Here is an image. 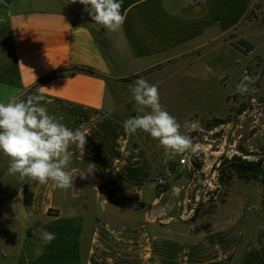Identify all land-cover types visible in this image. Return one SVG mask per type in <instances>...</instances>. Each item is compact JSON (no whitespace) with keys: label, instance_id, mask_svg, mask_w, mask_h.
<instances>
[{"label":"crops","instance_id":"obj_1","mask_svg":"<svg viewBox=\"0 0 264 264\" xmlns=\"http://www.w3.org/2000/svg\"><path fill=\"white\" fill-rule=\"evenodd\" d=\"M121 13L122 28L109 32L78 0H0V102L43 86L48 113L87 135L84 153L70 146L67 190L21 182L0 152V264H264L263 224L227 217L197 231L200 218L178 212L177 155L145 132L126 134L122 107L107 96L110 83L118 95L141 77L196 80L214 52L242 54L228 37L264 36L255 25L264 0H122ZM89 164L94 172L80 179ZM45 231L56 239L46 242Z\"/></svg>","mask_w":264,"mask_h":264},{"label":"rangeland","instance_id":"obj_2","mask_svg":"<svg viewBox=\"0 0 264 264\" xmlns=\"http://www.w3.org/2000/svg\"><path fill=\"white\" fill-rule=\"evenodd\" d=\"M28 6L32 8L36 3L32 1ZM252 19L251 14L248 20ZM255 25L264 29L261 18ZM228 38L236 42L237 34L233 33ZM250 42L254 50L249 57L234 46L242 54L218 51L208 56L204 61L207 67L203 69L202 78L193 80L177 76L169 80L162 75L158 79L147 80L158 87L160 103L180 123L181 133L196 138L202 145L199 154L193 155L195 172L180 165L181 171L173 172L176 177L179 173L177 179L184 177L178 210L181 215L189 213L193 218L195 208H198L199 216L214 209L212 214L200 218V226L209 224L210 219L217 223L227 217H244L249 223L258 221L264 225L260 184L234 179L226 187L219 183L217 171L221 158L241 155L240 148L254 154L248 159L264 160V36L257 35ZM107 54L112 59L108 50ZM245 75L257 78L250 85L255 91L241 95L236 87ZM115 91L113 83H110L108 103L120 104L121 117L127 120L141 114L135 111L130 90L122 86L117 90L118 95ZM212 118L224 119L227 123L211 128L208 124ZM181 156L177 155L178 164Z\"/></svg>","mask_w":264,"mask_h":264},{"label":"clouds","instance_id":"obj_3","mask_svg":"<svg viewBox=\"0 0 264 264\" xmlns=\"http://www.w3.org/2000/svg\"><path fill=\"white\" fill-rule=\"evenodd\" d=\"M71 2L76 3L77 0ZM78 2L85 6L95 24L109 32L119 31L125 23L126 17L121 13L122 0ZM256 79L245 75L237 84V92L245 95L255 91L250 85ZM45 89L48 88L39 87L37 94L29 95L26 100L12 95L6 103L0 102V152L9 158L8 174H18L21 182L44 185L51 180L57 187L67 190L73 187L74 181L71 173L65 170L71 163L70 146L75 145L84 153L87 135L81 128H68L48 113L42 104ZM129 90L135 101V111L141 114L123 122L126 134L133 135L138 131L149 134L159 141L170 158L187 152L199 154L202 145L196 138L181 133L180 123L161 105L156 85L141 77L129 85ZM192 127L195 129L196 125ZM94 167L89 164L86 170L80 171V179H87L94 172ZM42 237L48 243L56 239L54 233L46 231ZM36 253L44 254L42 249H37Z\"/></svg>","mask_w":264,"mask_h":264},{"label":"trees","instance_id":"obj_4","mask_svg":"<svg viewBox=\"0 0 264 264\" xmlns=\"http://www.w3.org/2000/svg\"><path fill=\"white\" fill-rule=\"evenodd\" d=\"M231 45L237 48L244 54L251 52L254 50V46L245 41V40H236V42H231ZM72 75H75L76 72H83L90 75H95V71L90 68H75L72 70ZM67 71H61L53 74L52 76L56 75H64ZM51 76V77H52ZM227 120L220 119V118H212L209 122V127L217 128L221 125H225ZM239 152L241 155H233L232 157H222L220 160V164L218 166V181L223 186L229 187L230 184L234 179L245 183H258L262 189V204L264 206V160L257 158L256 160H250L248 157L254 156V154L245 152L243 149L240 148ZM172 171V166H170ZM161 191H167L168 186H159ZM226 202L224 201L223 204ZM214 209L208 210L202 216H206L212 214ZM199 216L198 208L194 210V216L192 220H196L197 218H201ZM210 228V224L201 226L198 228L197 231H208Z\"/></svg>","mask_w":264,"mask_h":264},{"label":"built area","instance_id":"obj_5","mask_svg":"<svg viewBox=\"0 0 264 264\" xmlns=\"http://www.w3.org/2000/svg\"><path fill=\"white\" fill-rule=\"evenodd\" d=\"M179 165L188 169V171L190 172L196 171L195 165L193 163V154L191 152L182 154L181 158L179 159ZM158 185L164 186L165 185L164 179H159Z\"/></svg>","mask_w":264,"mask_h":264}]
</instances>
